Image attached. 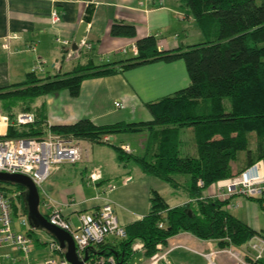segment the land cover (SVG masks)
<instances>
[{
  "label": "trees",
  "instance_id": "trees-1",
  "mask_svg": "<svg viewBox=\"0 0 264 264\" xmlns=\"http://www.w3.org/2000/svg\"><path fill=\"white\" fill-rule=\"evenodd\" d=\"M178 1L192 17L203 38L201 42L158 51L154 37L146 36L134 40L136 54L126 59L94 65L88 54H82L79 58L85 59L83 63L76 64L69 72L41 78L29 72L21 83L0 88V113L7 125L0 138L39 139L50 132L64 139L110 145L107 137L115 134L145 132L143 152L134 155L116 146L117 160L131 161L142 174L172 189L180 186L176 176L185 177L183 187L188 198L185 204L169 208L152 191L146 215L125 227V239H114L119 250L103 252L102 244L91 249L94 255H113L118 264L127 262L135 242L142 245L143 256L149 259L163 251L166 239L180 232L214 241L218 250L229 245L242 246L255 235L228 215L227 200L203 196V191L216 181L237 175L231 176L229 163L239 153L245 154L246 168L264 158V0ZM108 34L135 38L134 27L126 24H112ZM177 60L183 62L189 83L171 95L145 104L149 121L95 125L88 119H80L71 125L48 126L43 105L33 107L36 98L59 91L76 97L80 82L86 78L110 76L154 61ZM17 113H31L33 121L15 126ZM184 130L189 132V154L179 151V136ZM197 181L201 182L200 187ZM2 184L14 189L6 190ZM0 192L9 201L13 213L19 207L26 214L24 189L20 185L0 182ZM37 244L47 243L37 241ZM245 260L248 264H264L261 257Z\"/></svg>",
  "mask_w": 264,
  "mask_h": 264
},
{
  "label": "crops",
  "instance_id": "crops-1",
  "mask_svg": "<svg viewBox=\"0 0 264 264\" xmlns=\"http://www.w3.org/2000/svg\"><path fill=\"white\" fill-rule=\"evenodd\" d=\"M90 2L95 6L83 40L90 44L91 51L85 54H88L94 65L116 62L133 56L129 49L130 44L134 43L135 39L146 36L154 37L158 51L199 43L197 38L201 37V34L197 27L195 31L192 17L182 9L178 0H0V88L21 83L37 64H40L41 71L35 75L41 78L69 72L76 64L83 63L85 59L79 57L65 59L60 43L65 41L71 45L85 6ZM53 11L59 16V22L55 26L49 24V17ZM112 24L133 26L135 38L110 37L108 31ZM10 35L14 37L7 41V49H2L3 41ZM123 49L125 53L122 52ZM188 83V76L181 60L169 63L154 61L117 71L110 76L83 79L78 95L72 98L63 91L59 97L61 99L56 100L55 110L49 108L50 105H54V100L45 96L38 97L42 98L40 101H36L38 99L36 98L33 107L37 109L43 105L48 126L71 125L80 119H88L95 125L145 122L150 120L145 104L171 95L186 87ZM114 103H118L119 107H114ZM3 117L0 113L2 129L0 136L4 135L7 126ZM186 132L187 141L180 144L181 154H189L191 151L189 132ZM120 138H123V134H115L107 137V140ZM77 141L84 150L82 160L73 165L62 164L53 168L46 180L37 188L39 203H42L44 208L43 212L39 213L44 217L50 206L57 204L65 218L71 224L75 222L73 224L75 225L77 214L90 212L109 203L117 223L123 229L146 215L150 193L155 191L161 196L160 190L167 184L142 174L138 167L134 176L129 174L130 172L124 173V169L131 161L117 160L123 172L106 171L101 163L103 152L97 147L109 145ZM126 146L131 153L130 146ZM252 146H249L250 150ZM92 167L100 169L101 177L95 184L86 185L85 178ZM229 168L231 176L247 169L249 172L264 176V158L246 168L245 154L239 153L237 159L229 163ZM126 179L128 180L125 181ZM175 179L180 186L176 189L171 188L173 191L170 195L175 196L172 202L164 201L169 208L181 206L188 201L183 187L185 177L176 176ZM109 184L114 186L107 191L106 187ZM207 194L208 192L203 193V196ZM227 202L225 210L228 215L245 224L255 233L254 236L264 239L263 202L242 197H232ZM30 228L32 230L28 235L35 230ZM14 229L19 230L15 227ZM33 242L34 249L41 247L37 241ZM214 244V241L200 240L189 233L180 232L166 239L162 251L165 255L156 264H189L187 259L189 256L196 258L195 264L202 262L207 264L208 261L203 256L218 250L217 247L214 250ZM101 247L103 252L119 250L118 242L111 237H108ZM3 248L9 247L1 249ZM10 251L6 255L15 259L12 263L20 264L22 261L19 252L11 249ZM12 253L17 255L13 256ZM218 254H213L210 258L214 264H221L217 260ZM262 254L261 258H264ZM35 255L33 261L47 257L46 255L39 258V252ZM125 264H148V259L144 258L142 250H137L131 252Z\"/></svg>",
  "mask_w": 264,
  "mask_h": 264
},
{
  "label": "built area",
  "instance_id": "built-area-1",
  "mask_svg": "<svg viewBox=\"0 0 264 264\" xmlns=\"http://www.w3.org/2000/svg\"><path fill=\"white\" fill-rule=\"evenodd\" d=\"M59 22V16L56 12H51L49 24L55 26ZM14 36L10 35L3 41L2 49H7V41ZM64 50L65 59L77 58L82 54L90 51V44L83 39L77 44L74 50L70 49L69 42H61ZM132 55L136 54L134 43L129 47ZM125 53V50H122ZM41 71L40 64L34 65L31 73L38 74ZM114 107H119L118 103H114ZM6 122V118L3 117ZM33 121L31 113H17L14 116V125L29 124ZM120 149L129 153L126 145L120 146ZM84 150L79 142L74 139H64L50 132H46L42 138H0V173L20 174L27 176L39 188L40 184L46 180L50 171L62 164L73 165L82 160ZM100 169L92 167L86 178V185H93L100 180ZM126 179L125 181H127ZM197 186H201V182H196ZM113 188L112 185L106 187L107 191ZM207 196L218 200H229L232 197H242L248 200H259L264 204V176L249 172V169L240 172L236 176H232L221 182L216 181L208 187ZM13 209L4 194L0 192V249L9 247L21 255L20 264H69L58 252H62L58 244L54 240L47 241L49 256L43 260L30 261L28 255L35 247V243L27 233L30 230L26 214H23L19 207ZM11 214L17 215V229H14L11 220ZM46 221L71 237L74 245V251L79 261L86 256V260L82 264H118L113 255L92 254L93 247L103 244L108 237L116 240L125 239L124 229L117 223L112 207L109 203L86 213L76 215V224L73 225L65 218L59 205L50 206L45 217ZM161 227V224H158ZM156 249H160L157 244ZM233 246L214 251L203 257L208 261L213 254L222 253L233 264H248L245 258L256 260L261 257L264 249V239L258 236L252 237L247 242L246 248L241 251V255L233 252ZM142 250V245L135 242L131 246V251ZM253 252L254 254H250ZM63 253V252H62ZM165 253H154L149 259L148 264H156L164 257ZM4 258L14 262V258L4 255Z\"/></svg>",
  "mask_w": 264,
  "mask_h": 264
},
{
  "label": "rangeland",
  "instance_id": "rangeland-1",
  "mask_svg": "<svg viewBox=\"0 0 264 264\" xmlns=\"http://www.w3.org/2000/svg\"><path fill=\"white\" fill-rule=\"evenodd\" d=\"M194 28H195V31H197L195 24H194ZM195 33H197V32H195ZM197 39L199 40L198 42H200L203 38L199 37ZM194 40H196V39H194ZM93 61L95 62L94 57H93ZM62 92L63 91H59V92H55L53 94L45 96V98L47 97V98H51V99L54 100V105L53 106L50 105L49 108H52V110H55L54 107L56 106V103H57L56 100L57 99L58 100L61 99L59 97H60V94ZM41 99L42 98H38V99H36V101H40ZM179 138H180V144L186 142L187 141V132L186 131L181 132ZM145 139H146V133L145 132H139V133H134V134H123V138H120V139H117V140H113V141H109L110 142L109 146L97 147L98 149H100L103 152V156H101L102 157L101 158L102 159L101 163H102V166H103L104 170L110 171V172H116V171L122 170V172H123L121 164H119L117 159L115 158L117 156V151L112 146H117V147L120 148L121 145H124V144L125 145H129L130 149L132 150V152H131L132 154L140 155L143 152V149H144ZM124 170H125L124 173L130 172L129 174L134 176V174L137 172V166L135 164H133L132 162H130V163L127 164V166H126V168ZM221 181H219V182H221ZM109 185H113V184H109ZM1 186L4 187V189L9 190V191L14 189V187L10 186V185L2 184ZM171 191H173V190L171 188H169V186H167V185H164V188H162L160 190L161 196L163 197L164 201H166L167 203L172 202V200L175 199V196L170 195ZM208 191H209V189L207 188L206 190L203 191V193L206 194ZM176 198L178 199V196H176ZM38 204H39L38 211L43 212L44 208H43L42 203H38ZM11 220H12L13 225L15 226V228H17V226H16L17 215L11 214ZM30 238L35 240V241L47 242V241H49L50 236H48L42 230L35 229L31 233ZM246 245L247 244L242 245L241 247H238V248H233L232 250H233V252H237L239 255H241L242 254L241 251L244 248H246ZM213 247H214V250L217 249L215 244L213 245ZM11 250H13V249H11ZM34 250H36V252H39V256H38L39 258L40 257H44L46 255L48 256V254H49V250H48L47 244L42 245L40 248L34 249ZM34 250L32 252H30L29 255H28V258H29L30 261H33L35 259V257H36V255H35L36 252ZM10 252L11 251H10L9 248H3V249L0 250V253L2 255L0 257V264H17V263H12L10 260H7V259L4 258V254L6 255V253H10ZM250 254L253 255L254 253L250 252ZM12 255L15 256L17 254L12 253ZM262 256L264 257V252H263ZM189 258H190V261H189ZM189 258H187L188 259V263L189 264H195L196 258L193 257V256H189ZM217 260L221 264H233V262L231 260L229 261L227 259V256L225 254H222V253H219L217 255ZM131 262H132V260H131ZM197 264H199V263H197ZM207 264H214V263L208 258V263Z\"/></svg>",
  "mask_w": 264,
  "mask_h": 264
},
{
  "label": "water",
  "instance_id": "water-1",
  "mask_svg": "<svg viewBox=\"0 0 264 264\" xmlns=\"http://www.w3.org/2000/svg\"><path fill=\"white\" fill-rule=\"evenodd\" d=\"M94 6L95 4L92 2L86 4L83 17L75 31L74 38L70 45L71 50H74L77 44L85 37V29L87 24L90 23ZM0 182L18 184L24 189L23 201L26 207V219L28 225L33 229L42 230L47 233L58 244L59 248L63 250L62 256L69 264H82V262L86 260V256H84L81 261L77 259L74 245L69 234L50 225L45 217L39 213L38 191L33 182L27 176L0 173Z\"/></svg>",
  "mask_w": 264,
  "mask_h": 264
}]
</instances>
